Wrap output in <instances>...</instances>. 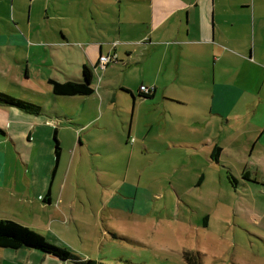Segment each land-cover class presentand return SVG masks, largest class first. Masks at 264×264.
<instances>
[{
  "label": "crops",
  "instance_id": "obj_1",
  "mask_svg": "<svg viewBox=\"0 0 264 264\" xmlns=\"http://www.w3.org/2000/svg\"><path fill=\"white\" fill-rule=\"evenodd\" d=\"M102 56L117 61L102 66ZM119 62L122 70L112 68ZM84 67L93 72L92 95L53 94L50 80L83 82ZM115 71L125 80L108 85L111 103L121 90L138 110L155 107L160 98L180 108H168L177 119L190 109L189 124L202 134L192 142L196 148L206 150L212 163L236 157L238 175L226 165L235 189L260 184L264 0H0V92L42 106L40 115H32L0 105V218L17 220L13 209L37 205L48 213L51 239L53 224L76 222L70 211L88 201L76 188L82 170L77 165L74 179L70 166L60 170L65 155L75 164L82 158L81 130L98 121L84 117L82 101L104 91L103 79ZM63 98L79 99V109ZM245 140L249 155L242 151ZM216 147L221 151L214 158ZM204 181L203 174L197 186ZM114 193L107 208L131 213L138 196H145L140 185L126 182ZM123 200L125 208L118 203ZM0 264L74 263L33 248L0 247Z\"/></svg>",
  "mask_w": 264,
  "mask_h": 264
},
{
  "label": "rangeland",
  "instance_id": "obj_2",
  "mask_svg": "<svg viewBox=\"0 0 264 264\" xmlns=\"http://www.w3.org/2000/svg\"><path fill=\"white\" fill-rule=\"evenodd\" d=\"M122 65L112 68L122 70ZM124 80L123 72L115 71L112 78L103 79L104 91L82 101L84 117L98 121L81 130L82 158L75 164L65 155L60 170L65 173L70 166L72 179L77 165L82 170L76 188L89 196L85 206L81 201L70 211L76 222L53 224L54 241L48 213L39 206L16 207L11 215L22 221H15L84 260L102 264H189L185 252L198 256L200 264H264V166L260 184L247 182L235 189L226 165L238 175L236 157L224 159L226 164L212 163L206 150L196 148L192 142L202 134L189 124L190 109L177 119L168 108H180L160 98L155 107L138 110L121 90L111 103L108 85L119 87ZM67 104L76 112L81 101L68 99ZM242 146L249 155L250 143L245 140ZM125 182L140 185L145 195L138 196L132 213L107 208ZM125 200L118 202L120 207L125 208ZM206 216L208 228L203 225Z\"/></svg>",
  "mask_w": 264,
  "mask_h": 264
},
{
  "label": "trees",
  "instance_id": "obj_3",
  "mask_svg": "<svg viewBox=\"0 0 264 264\" xmlns=\"http://www.w3.org/2000/svg\"><path fill=\"white\" fill-rule=\"evenodd\" d=\"M83 76V82L61 83L56 80H50L49 83L52 86L53 94L56 96L68 97L92 95L94 92L92 85L94 78L93 72L88 67H84ZM0 105L15 107L32 115H40L42 112V106L22 99H17L2 92H0ZM0 132L3 133L1 129ZM60 150L61 148L57 144V159L59 158ZM220 151L221 149L216 147L213 157L217 158V154H219ZM229 178L235 182L234 178H231V176H229ZM208 221L209 217H204V228H208ZM0 247L14 250L21 248H33L44 253L54 255L61 260L70 261L75 264H102L91 259L84 260L75 253H72L70 250L50 242L42 234L37 233L31 228L12 219L0 218ZM184 259L189 264H200L198 262L199 257L191 252H185Z\"/></svg>",
  "mask_w": 264,
  "mask_h": 264
},
{
  "label": "built area",
  "instance_id": "obj_4",
  "mask_svg": "<svg viewBox=\"0 0 264 264\" xmlns=\"http://www.w3.org/2000/svg\"><path fill=\"white\" fill-rule=\"evenodd\" d=\"M113 61L116 62L117 60H116L115 58H113V57H106V56H102V57L100 58V64H101L102 66H106V65L112 63ZM142 90H143V91H144V90L149 91L148 89H146V87H143Z\"/></svg>",
  "mask_w": 264,
  "mask_h": 264
}]
</instances>
